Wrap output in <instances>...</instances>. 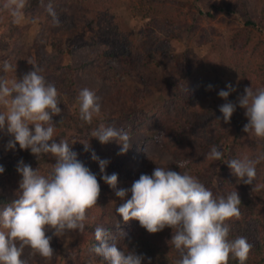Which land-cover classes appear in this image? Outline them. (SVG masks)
Returning <instances> with one entry per match:
<instances>
[{
  "label": "trees",
  "instance_id": "1",
  "mask_svg": "<svg viewBox=\"0 0 264 264\" xmlns=\"http://www.w3.org/2000/svg\"><path fill=\"white\" fill-rule=\"evenodd\" d=\"M62 1L51 0L54 9L56 4H63L64 1ZM74 1H77L85 12H88L89 17L86 21L66 22V14H62L60 8L57 7L58 9L56 8L55 11L60 24L54 25L51 16L45 10L49 0H44L43 4H41V0H29V5L25 9L26 15H29L32 20L40 22L36 47L44 49V46H48L51 50H47L44 59L34 58L33 65L43 70L42 74L47 81L55 84L60 93L62 103L59 106L63 110L62 118L61 116L53 117L54 122L57 123L55 134L58 141L59 138L68 139L70 142L76 141L72 144V148L77 153L83 151L89 155L91 150L97 153L105 146L97 138L91 137V132L100 122L114 123L118 129H123L129 134L148 131L145 128L146 125H154L152 127L154 134L151 138L153 142L167 141L174 149L173 159L164 166L165 168L181 172L188 171L201 182L203 181L205 186L210 182L209 189L216 195H226L232 191L238 192L241 199V216L239 219L233 218L227 222L230 225L229 238L246 237L253 245L246 264H264V161L256 166L257 176L254 182L261 180L263 183L262 186L255 187L253 197L243 192L238 178L225 162L232 158L245 156L254 158L257 154L264 152V139L256 138L243 131V126L248 122V118L245 116V109L239 105H237L230 122H224L219 106L225 103V100L218 96V92L221 89L227 90L226 84L220 79L211 81L206 77L208 72L217 70L219 73L221 72V75L233 72L239 84L236 86L237 90L231 93L228 99L234 102L239 95L244 93L245 87L252 86L253 89L264 87V36H261L264 34V0H254V9L258 10L256 15L248 12L244 0H231L232 4L225 2L217 6L214 2L212 10L206 12H201V8L198 7V14L214 16L217 13L224 15L240 13L239 16L242 19V26L245 29L241 33L242 36L238 37V33L235 32L230 37L231 40H227V44L222 42L219 46L220 56L217 67L207 59L205 60L204 57L199 58L193 54L188 46L192 36L201 34L205 30L200 29L198 24L183 26L184 20L179 12L180 0H127L134 16L136 13H141L146 19L145 25L137 34L131 33L123 20L111 14V10L121 0H90L92 4L90 8L86 5L89 0ZM3 2L4 0H0V5ZM108 17L115 19L116 22L112 21L115 25L110 23L111 20ZM10 21L9 14L0 8V28L8 26ZM123 23L127 25V32L118 37L119 32L116 25ZM163 31H177L179 39L182 42L184 40V45L186 44L184 50L175 52L171 56L168 68L171 75L164 81V98L156 99L157 94L149 88L148 79L143 78L144 85L142 87L135 84L117 87L120 88L117 90V94L121 102L114 106L111 112H101L99 117L94 118L91 125L82 121L79 118L77 96L83 87L77 83L76 74L86 62L80 61L78 65L71 62L61 64L57 62L58 57L65 52L70 55L73 47L84 43L103 45L101 49L97 48L94 57L102 68L113 71L115 68L110 62L112 61L121 67L118 74L123 71L124 74L138 76L139 73L141 74L142 68L158 64L159 55L164 56L168 51L170 52V45L161 42L158 36V32ZM21 34L22 28L13 23L10 28H6L4 33L0 31V57L5 55L6 60L11 62V57L16 55L17 59L24 61L26 58L24 50L16 46L19 44ZM77 36L79 39L71 44L64 41L66 38L69 40ZM236 40L242 42V48L254 41L250 53L253 58L256 57L261 61L258 64H253L249 62L250 60L245 61L241 57L238 58L239 52L233 53V55L227 54L225 46L235 48ZM105 78L111 79V77ZM112 78L111 81L116 83L118 77L114 75ZM117 83L115 86H118ZM208 85H212V88L209 89ZM207 88L208 102L196 100ZM217 117L220 119L217 120ZM81 141H88L91 150L85 152ZM143 142L144 139L136 140L135 144H131L130 149L124 154H119L121 148L119 145L116 146L118 149H109L107 159L110 158V163L112 162L116 169L121 170L120 174L117 172L118 189H131L133 182L138 180L141 174L151 175L154 170V168H149V173H147L146 170H143L144 168L139 166L140 146ZM213 145L223 150L222 160L207 159V154ZM23 152L21 158H25L27 164L40 165L42 159H36L30 149ZM19 161L17 159V162ZM4 168L5 171L0 173V178L6 179L7 172L11 169H8L9 166H4ZM92 172L96 174L101 187L104 182L101 179V174L93 170ZM10 190L7 187H0V207H5L18 198V194L10 192ZM101 191L103 192V188ZM112 196L114 199H118L119 205H121L131 198V192L129 191L126 197L121 199L112 190ZM104 197L106 196L104 195ZM109 215L111 213L107 212L87 214L84 232H77L78 236L65 254L58 251L57 244L52 259H44L33 251V255L26 259L28 264H84L83 258L87 252L95 256L99 264H107L103 257L97 256L92 251L95 245L99 246V241H96L94 237L96 226L107 228L121 249L134 250L137 254L150 257L151 264H175L179 259L178 252L171 245L173 231L171 228L166 227L158 233L150 234L138 220L132 219L127 223L123 221V224L119 226ZM121 231L126 235L122 237ZM142 264H148L147 259ZM229 264H239V262L230 259Z\"/></svg>",
  "mask_w": 264,
  "mask_h": 264
},
{
  "label": "clouds",
  "instance_id": "2",
  "mask_svg": "<svg viewBox=\"0 0 264 264\" xmlns=\"http://www.w3.org/2000/svg\"><path fill=\"white\" fill-rule=\"evenodd\" d=\"M28 5L29 0H4L0 8L9 14L11 23L20 25L25 20ZM45 10L58 26L60 20L51 0ZM28 63L32 64L31 61ZM32 66L19 79L0 76V132L12 137L6 149L14 150L18 143L20 149H30L38 160L41 156L51 155L55 157V163L43 174L39 167L33 169L22 159L18 162L17 171L22 176L18 198L0 211V264H28L23 258L25 248L44 259H52L55 253L51 244L53 237L84 232L87 212L97 205L101 192L96 174L72 149L76 141L64 138L57 141V123L53 117L62 118L60 93L55 84L47 81L42 69ZM0 68L5 74L17 69L8 60H4ZM226 88L218 92L225 100L219 106L224 122H230L239 105L245 109L248 118L243 131L264 139V87H245L235 102L228 97L237 90L236 87L228 83ZM77 101L79 118L91 125L101 113L100 97L85 87L79 91ZM91 137L101 144L117 140L121 145L119 154L126 153L131 147L129 133L118 129L114 123L100 122ZM81 143L85 152L91 150L88 141ZM223 156V150L213 145L207 159L220 161ZM91 159L98 162L101 179L115 190L117 197L123 199L131 192V198L116 208L125 223L138 220L150 234L166 227L173 230L170 241L179 255L175 264H229L230 259L246 264L253 245L244 236L230 239L227 223L241 216V199L237 191L216 195L188 171L159 166L151 175L141 174L131 189H118V174L109 175L105 171L109 161L98 157L94 150H91ZM261 161H264V152L254 158L245 156L225 162L239 181L251 185L257 176L256 166ZM4 171V166L0 165V173ZM49 232L52 234L48 235ZM124 235L121 231V236ZM94 237L99 246L95 245L92 251L103 257L107 264H142L146 259L151 264L150 257L118 247L112 233L103 226L95 227Z\"/></svg>",
  "mask_w": 264,
  "mask_h": 264
},
{
  "label": "rangeland",
  "instance_id": "3",
  "mask_svg": "<svg viewBox=\"0 0 264 264\" xmlns=\"http://www.w3.org/2000/svg\"><path fill=\"white\" fill-rule=\"evenodd\" d=\"M61 1V0H60ZM64 1V2H63ZM63 4L55 5V9L59 7L60 11L66 14L67 19L66 22H82L86 21L89 17L88 12H85L82 7L79 6L77 1L74 0H63ZM245 6L248 9V12H250L252 15H256L258 13V10L254 9V0H244ZM89 0L87 2V7H91L92 4ZM179 5V12L181 13L183 17V26L188 24H198L199 28H203L202 30H205L202 33H198L195 36L191 37L190 43L188 46H190L193 54L198 56L199 58H205L208 62H210L212 65L214 64L215 67L218 66V58H219V46L222 44V42L228 43L227 40H231L230 37H232L233 33H238V37L242 36L241 33L244 32V27L242 26V19L239 16L240 13H233L230 15H224L223 13H217L214 16L211 15H205V14H198L197 9L198 7L201 8V12H206L207 10H212V7L217 6L221 3L227 2L230 3L231 0H180ZM215 2V3H214ZM214 3V4H213ZM131 7L128 6L127 0H121L120 3H118L112 10L111 14H114L115 16H118L119 19L123 20L125 24L128 25V28L130 29L131 33L137 34L138 31L145 25L146 19L143 18L141 13H136L134 16L131 9ZM260 8V5L258 9ZM58 9V8H57ZM90 13V11H89ZM91 15V14H90ZM251 16V15H250ZM110 19V17H108ZM110 23L114 24L113 22H116L115 19H110ZM113 21V22H112ZM9 25L6 27H1L0 31L4 33L6 28H10L12 26L11 21L8 22ZM119 24L116 25V29L119 32L118 37L122 36V34L126 33V26L125 24ZM125 25V26H124ZM22 28V34L19 39V44L16 46L20 47L22 50H24V54L26 58L24 61L17 59L16 55H13L11 57V63L16 65V72H8L4 73L2 71V68H0V76H6L9 80L13 78H22V76L31 70L33 67L34 58L40 59L43 58L48 52L47 50H50L48 46H44V49H40V47H36L38 43V37L40 30V22L38 20H32L29 15L25 14V20L18 25ZM94 27L96 26L93 25ZM199 29V30H200ZM89 31V30H88ZM177 31L168 32H158V36L160 37V41L164 42V44L170 45V52L168 51L167 54L164 56L159 55L160 61L158 64H154L151 67H144L140 71L138 76H131L129 74H124L121 71L120 74L118 72L121 70V67L113 63L111 64L114 66L113 71H107L105 68L101 67V64L95 59L97 48L101 49L103 45H92L89 43L81 44L80 46L73 47L71 54H67L66 52L58 57V61L61 64H65L68 62L73 63L74 65H78L79 62H86L84 66L78 69L76 74V80L77 83L85 88H89L91 90H94L96 94L100 97V104H101V112L109 113L112 111L113 107L120 104L121 101H119V95L117 94V90L122 86H131L135 84L136 86L142 87L144 84L142 82L143 78L148 79L149 81V88L154 91L157 96L156 99H163L165 96L164 91V81L166 78H169L171 75V72H169V64L171 62V56L175 52H179L181 50H184L186 47V44L184 45V40L179 39L178 35L176 34ZM200 34V35H199ZM236 35V34H235ZM236 35V36H237ZM211 38H209V37ZM261 36H264L261 35ZM79 39L78 36L74 39L66 40L64 39L65 43L68 44L72 42H76V40ZM255 42L253 41L252 44H248L245 48L241 47L242 42H238L236 40L235 48L228 47L227 45L225 48L227 49V54H232L239 52V57L243 60L247 61L253 64H258L261 60L251 55L250 51L253 48V44ZM51 51V50H50ZM225 51V49H224ZM171 53V54H169ZM37 57V58H36ZM158 58V56H157ZM8 59V58H7ZM6 60L5 55L0 57V64ZM28 61H31L32 64H29ZM119 70V71H118ZM112 72V73H111ZM110 73V74H109ZM114 73V74H113ZM221 73V72H220ZM219 71H213L207 73V78L211 81H217L216 79H220L224 82V84L231 83L234 87L238 86L239 82L236 77V75L233 72H228L226 75L220 74ZM118 77L117 79V85L116 83H113L111 81L112 76ZM105 77H111L105 78ZM208 88L205 90L204 93L201 94V97H199L196 100H202V102L206 103L208 102ZM154 125H146L145 128L148 131H140L136 133H130L129 136L131 138V144H135L136 140H142L144 139V142L140 146L141 150V159H139L140 168H144L143 170H146L147 173H149V168H156L164 167L167 163H170L173 159L174 155V149L171 145L168 144L167 141H161V142H153L152 135L153 127ZM31 127V126H30ZM56 135V134H55ZM57 136V135H56ZM251 136V135H250ZM146 138V139H145ZM9 139H12L9 135L5 134L4 132H0V165H3L5 167H8L9 172H7L6 179L0 178V187H7L10 188V192H14L16 194L19 193V181L22 179V176L17 171V159L21 160V156H23L24 152L26 150H22L19 148V144L17 143L16 148L14 150L12 149H6V145ZM58 141V137L56 138ZM247 141V137L245 138ZM253 139V138H252ZM99 152H95L98 157L101 159H107V153L109 152V149L114 150L118 149L116 147L117 145L121 146L117 140H113L111 143L104 144ZM73 149V148H72ZM74 150V149H73ZM75 151V150H74ZM34 155V154H33ZM35 156V155H34ZM37 159V157L35 156ZM42 161L40 162V165L33 166V169L40 168L41 172L43 174H46L55 163V157L51 155H45L40 157ZM78 159L82 160L92 171H96V173H100L99 164L97 161H94L91 159V154L87 155L83 151L78 152ZM110 159V158H109ZM109 159H107L109 161ZM25 163L26 159H22ZM122 164L123 162H119ZM112 162L108 163L106 167V173L107 174H120L119 168L116 169ZM153 165V166H151ZM143 166V167H142ZM7 169V170H8ZM115 170V171H114ZM118 172V173H117ZM102 176V174H101ZM203 182V181H202ZM240 187L243 190L244 193L248 194L250 197L254 196V189L255 187L261 185V180L254 182L253 184H245L242 181H239ZM119 186V185H117ZM207 188L211 187V184L206 186ZM101 188H103V192H100V196L97 200V205L93 208L89 209L87 214H99L102 212L111 213L110 218L114 219V223L121 226L123 224L122 217L116 212V208H118L120 205V201L118 199H114L112 196V188L105 182H103V185H101ZM115 192V190H113ZM103 195V196H102ZM104 195L106 197H104ZM6 207V206H5ZM5 207H0V211H2ZM115 217V218H114ZM78 232V231H77ZM77 232H71L61 237H53L51 244L52 247L56 248V245L58 244V251L61 254H65L67 249L73 245L74 240L78 236ZM52 233L49 232L48 235H51ZM99 245V242H98ZM33 255V250L30 248H25L24 251V259H28ZM84 264H99L96 257L93 256L91 253H85L84 256Z\"/></svg>",
  "mask_w": 264,
  "mask_h": 264
}]
</instances>
